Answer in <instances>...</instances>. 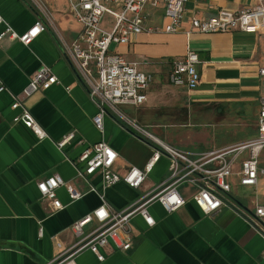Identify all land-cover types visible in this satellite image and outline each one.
<instances>
[{"label": "crops", "instance_id": "0c3cea01", "mask_svg": "<svg viewBox=\"0 0 264 264\" xmlns=\"http://www.w3.org/2000/svg\"><path fill=\"white\" fill-rule=\"evenodd\" d=\"M41 1L51 22L32 0H0V15L18 34L40 22L45 27L28 47L8 37L0 41V87L8 90L0 92V264H56L78 242L71 230L73 223L101 205L99 196L88 192V185L76 177L73 164L91 145L107 142L119 154L114 171L122 175L131 166L144 168L153 154L149 144L131 128L124 129L111 114L104 118L103 131L95 126L99 109L60 42V37L75 42L83 27L70 13L69 0ZM254 4L255 0H187L176 34L164 31L168 24L164 5L148 6L144 13L148 30L133 43L113 48L128 62H139L140 69L152 77L147 102L129 107L130 118L158 139L195 154L255 138L264 97V76L260 75L264 31L186 36L193 19L206 20L220 10L239 11ZM3 30L1 26L0 33ZM188 47L200 60L201 82L191 91L172 85L169 79L171 63L183 59ZM42 66L51 67L59 83L27 97L24 91ZM15 98L29 109L48 138L41 140L23 123L14 122L20 114L11 108ZM201 115H212L218 121L231 119L233 126L256 130L243 129L240 138L220 146L213 140L199 141L193 128ZM169 128L171 133L163 131ZM70 135L73 138L59 148L58 143ZM169 167V159L162 156L140 189L119 182L102 190L99 175L91 182L114 210L121 211L162 183ZM53 175H60L67 185L86 195L72 201L67 188H59L56 194L64 208L55 211L38 190V183ZM239 188L245 187L234 180L230 196L240 207L253 211L257 203L264 204L258 199L264 197V179L257 188H245L251 197L241 196ZM197 191L189 183L180 185L178 192L186 204L172 214L154 203L150 207L156 221L153 227L135 217L130 251L108 250L104 262L84 251L76 256V264H264V238L230 209L206 215L193 201Z\"/></svg>", "mask_w": 264, "mask_h": 264}, {"label": "built area", "instance_id": "2783aa9c", "mask_svg": "<svg viewBox=\"0 0 264 264\" xmlns=\"http://www.w3.org/2000/svg\"><path fill=\"white\" fill-rule=\"evenodd\" d=\"M35 6L51 22L50 12L41 0H32ZM187 0H69L70 13L82 25L78 39L68 43L60 37L61 45L81 81L85 84L91 101L98 107L94 118L95 126L104 130V118L113 115L121 121L124 129L131 128L135 134L152 147L153 154L144 166H131L122 175L114 171L119 154L105 141L91 145L73 162L76 177L88 185V192L95 193L101 205L91 213L73 223L71 230L78 242L65 251L56 264H76L75 258L84 251L93 253L99 262H104L108 250L128 252L133 248L134 230L132 220L140 216L148 227L156 225L150 207L159 203L167 214L178 211L186 204L179 194L178 187L189 183L198 191L194 203L206 215H213L222 209H230L244 217L254 231L264 238V204L257 203L253 211L240 207L231 198L234 180L241 187L257 188L264 179V97L260 100V114L256 137L223 150L209 153H190L158 139L147 129L123 113L119 107L138 108L148 100L152 77L140 69V63L128 62L112 50L113 46L133 43L146 32L145 10L148 6L164 5L168 24L165 33L176 34L184 20ZM112 17L110 29L103 28L104 18ZM0 41L9 38L24 46H30L45 29L37 23L23 34H18L0 15ZM240 31L257 34L264 31V0H255L253 6L239 11L220 10L210 19H193L191 34H216ZM34 33V34H33ZM198 55L188 47L181 60L171 63L169 79L176 87L196 89L201 82L198 70ZM260 75L264 76V69ZM59 83L58 77L49 66H42L25 89L27 97L49 90ZM8 91L0 87V92ZM12 110H20L15 123H23L39 139L48 138L41 125L29 109L18 99H14ZM73 138L70 135L58 143L63 148ZM162 156L170 161L168 177L154 189L139 198L127 209L114 210L106 200L102 190L109 189L119 182L133 189H140ZM96 175L101 177L102 190L91 182ZM66 187L72 201L82 199L81 193L73 185H67L60 175H53L38 183L43 197L52 202L55 211L64 208L57 197V190ZM43 230H40L42 235Z\"/></svg>", "mask_w": 264, "mask_h": 264}, {"label": "rangeland", "instance_id": "374dc122", "mask_svg": "<svg viewBox=\"0 0 264 264\" xmlns=\"http://www.w3.org/2000/svg\"><path fill=\"white\" fill-rule=\"evenodd\" d=\"M112 17L107 15L104 18L103 21V28L110 29L111 23H112ZM114 46L112 47L113 50ZM120 110L128 115L131 116V113L129 112V107H119ZM217 117V116H215ZM219 118V117H218ZM195 126L193 128V131L196 133V137L199 141H216V144L218 146L221 145V143L225 141H233L236 139V136L240 138L243 134V129H248L250 127H242V126H233L231 119H222L220 121L216 120L212 115L210 117H207L205 115H201L195 119ZM251 130H256V127H251ZM150 131L154 132L153 130L149 129ZM164 132L171 133L173 129H163ZM155 133V132H154ZM156 134V133H155ZM253 135V133H251ZM238 192L241 196L244 197H251V193L248 189L245 188H239ZM259 201H264V197H258Z\"/></svg>", "mask_w": 264, "mask_h": 264}, {"label": "snow or ice", "instance_id": "6c2138e0", "mask_svg": "<svg viewBox=\"0 0 264 264\" xmlns=\"http://www.w3.org/2000/svg\"><path fill=\"white\" fill-rule=\"evenodd\" d=\"M34 34V33H33Z\"/></svg>", "mask_w": 264, "mask_h": 264}]
</instances>
